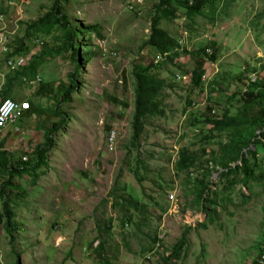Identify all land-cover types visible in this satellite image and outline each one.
Listing matches in <instances>:
<instances>
[{"label":"rangeland","instance_id":"374dc122","mask_svg":"<svg viewBox=\"0 0 264 264\" xmlns=\"http://www.w3.org/2000/svg\"><path fill=\"white\" fill-rule=\"evenodd\" d=\"M9 1L0 0V11L5 9L0 33L7 29L12 38L23 34L21 22L44 15L54 3L26 0L20 7ZM157 1L66 3V11L75 24L97 25L98 29L81 36L87 61L82 59L78 92L71 103L62 105L69 117L54 135L48 166L36 170L35 177H18L17 187L8 190L15 205L18 231L14 252L10 235L0 223V264H15L16 255L21 264H103V258L111 264H144L142 260L155 248V235L161 246L154 260L145 264H163V257L172 253L186 230L188 243L184 253L172 264H255L264 246V184L254 186L247 205L242 204L238 192L242 189L247 196L249 192L245 186H238L232 193L235 201L218 206L212 222L193 204V182L200 173L192 170L186 172L190 178L186 174L178 177L174 169L182 147H206L209 155L220 147L218 141L226 138L225 132L213 131L217 136L208 144L203 141L210 134V126L202 121L195 124L204 119L207 107L217 117L223 115L225 108L239 115L241 96L232 102H228L229 98L234 92L257 89L252 82L257 74H262L264 66V0H223L216 7L213 20L203 15L195 23H188L181 11L177 18L163 19L160 25L179 38L181 47L195 52L209 45L217 50L214 59L198 58L193 53L168 62H162L153 48H144ZM40 39L45 44L32 41L27 53L29 61L35 54L56 49L60 42L56 35ZM152 61L153 72L165 83V116L148 118L145 134L134 143L133 68L137 63L148 66ZM75 70L76 63L65 52L40 64L36 79L54 86H69ZM246 71L249 75L244 85L238 77ZM0 72L1 92L11 74L3 60ZM184 75L189 76L190 83L177 79ZM199 76L200 81L196 82ZM38 84L16 85L12 91L14 100H31L46 109L43 118L24 120L18 132L13 125L1 130V138L8 134L5 150L12 161L26 157L24 162H32L33 148L45 142L46 130L59 120L46 117L55 100L33 97ZM259 152L262 156V146ZM212 180L218 185L220 176L214 174ZM113 193L137 197L148 204V209L143 212L114 206ZM170 193L175 195L173 201L167 199ZM1 207L0 199V212ZM128 217L134 221H128ZM108 222L110 230L104 232ZM202 222H206V227L200 225ZM103 241L105 249L101 253L97 246Z\"/></svg>","mask_w":264,"mask_h":264},{"label":"trees","instance_id":"16d2710c","mask_svg":"<svg viewBox=\"0 0 264 264\" xmlns=\"http://www.w3.org/2000/svg\"><path fill=\"white\" fill-rule=\"evenodd\" d=\"M221 1L223 0H158L154 4L150 33L148 34L147 41L144 43V48L149 46L157 51L158 55L164 56L162 62L174 61L181 55H193V53L198 58L201 56H209L210 59H214L217 52L215 47L211 49L209 45H205L195 52L186 47H181L179 38L173 36L167 29L162 27L160 22L163 19L170 20L177 18L181 12H183L188 23H195L197 17L203 15L204 17L208 15L210 20H213L216 16V7ZM67 2L69 0H54L51 10L44 15L32 21L20 23L24 26L23 34L15 36L12 41L14 49L12 54L29 52L31 43L36 38L56 35L60 42L56 49H51L50 51L45 50L42 54L33 55L26 66L20 68L18 71L11 72L7 76L4 89L0 92L2 101L5 99H13L12 91L16 85L26 83L29 86L30 82L36 80L40 64L50 58L61 56L65 52H69L73 61L76 63V70L71 76V84L69 86L64 83H59L54 86L52 83H43L42 81L38 84L39 88L33 92V97L35 98L45 99L49 97L55 100L53 103L54 107L48 108L46 117L48 119L57 117L59 120L53 122L46 130L45 142L33 148L34 159L32 162H24L23 159L12 161L5 150L8 134L3 138H1L0 134V199L2 203L0 223L5 227L8 235H10L12 251L14 252L13 243L16 239L15 233L18 231V225L16 222L14 201L8 193V190L9 188L17 187L15 180L18 177H22L24 174H31L35 177L36 170L43 166H48V152L52 147L54 135L63 128L66 119L69 117V114L63 110L62 105L71 103L73 95L78 92V87L80 86L78 78L83 71L84 63L87 61V58H85L87 51L84 52L82 49L81 36L96 32L98 29L97 25L83 26L81 23L75 24L66 11L65 5ZM0 13H5V9H1ZM57 31L61 33L57 35ZM207 48L211 49L210 54H207ZM83 58L85 59L84 63L82 62ZM153 71V61L148 66L137 63L133 68L136 84L135 114L133 121L134 143L139 142L143 134H145L148 118L165 116L162 107V93L165 88V83ZM261 71L262 74H257L256 81L252 82L253 87L257 89H248L244 93L234 92L228 100V102H232L241 96L243 104L241 114L234 115L228 108H225L223 115L217 117L211 114L213 113L212 108L207 107L204 119L196 120L195 126L200 121L210 126V134L202 138L207 144L217 136L212 134L213 131H216L217 134L225 132L226 138L218 141L220 147H218L217 151H211L209 155L206 147H202L200 150L182 147L179 151L174 169L175 174L179 177L192 170L200 173V177L195 178L193 182V204L196 208L203 210L212 222L217 216L218 206L235 201L232 193L238 186H245L249 192L248 196L242 189H239L238 192L242 204L247 205L250 202L251 195L254 194V186H262L264 184V152L262 156L259 152L260 146L264 150V66L261 68ZM248 75L249 71H246L245 75L242 72L238 77L240 83L246 85ZM199 81L200 76L196 82ZM28 105V110L24 112L22 118L14 127H21L24 120L31 117L43 118L45 116L46 109L42 105H36L31 100H28ZM208 156L209 159H206ZM214 174L220 176L218 185L213 183L212 178ZM186 175L190 178V175ZM140 182L143 184L144 178ZM143 189L146 190L144 185ZM112 196H114V206H128L143 212H146L148 209V204L143 203L141 199L132 195L126 196L122 193H113ZM166 196L168 197V195ZM109 220L111 222L112 217ZM128 221L133 222V217H128ZM110 222L104 225V232H109ZM200 225L206 227V222H202ZM187 229L190 230V226H187ZM187 236L188 231L186 230L175 243L172 253L163 257V264H172L174 260L181 258L188 243ZM154 241L155 248H152L151 252L142 260L144 264L154 260L156 251L161 246L157 235H155ZM97 247L103 253L105 241L102 243L99 242ZM263 248L261 247L260 249L262 250ZM16 257L15 264H21L20 256L16 255ZM102 263L111 264L107 258H103Z\"/></svg>","mask_w":264,"mask_h":264},{"label":"built area","instance_id":"2783aa9c","mask_svg":"<svg viewBox=\"0 0 264 264\" xmlns=\"http://www.w3.org/2000/svg\"><path fill=\"white\" fill-rule=\"evenodd\" d=\"M25 2L26 0H16L15 2L13 0H10L9 4L21 7ZM4 18V13H0V20L4 21ZM13 40L14 38L10 37V33L7 29L0 33V61H4L5 66L9 69V72L18 71L20 68L26 66V64L29 62V55L27 54L28 52L22 54H12V51L14 50L12 46ZM34 42L36 44L44 43L43 39L40 38H36ZM160 57L162 60L164 56ZM157 62L158 60H155V63ZM1 75L2 74L0 72V76ZM177 79L181 80L182 82L190 83L191 81L189 76L187 75L177 77ZM40 81L42 80L36 79L35 81L30 82L29 85L35 86ZM28 108L29 105L26 102H19L14 99L3 100L0 103V129H5L9 125H13L14 127L15 124L22 118L24 112L28 110ZM15 131H19L18 127L15 128ZM23 160H26V157H24ZM174 198L175 195L173 193H170L167 197L169 201H173ZM256 264H264V248L260 251V254L256 259Z\"/></svg>","mask_w":264,"mask_h":264}]
</instances>
